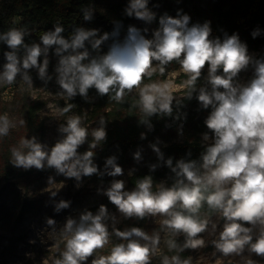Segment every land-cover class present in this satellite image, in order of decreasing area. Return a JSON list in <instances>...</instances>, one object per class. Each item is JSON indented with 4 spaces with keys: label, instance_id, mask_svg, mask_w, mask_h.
I'll list each match as a JSON object with an SVG mask.
<instances>
[{
    "label": "clouds",
    "instance_id": "obj_1",
    "mask_svg": "<svg viewBox=\"0 0 264 264\" xmlns=\"http://www.w3.org/2000/svg\"><path fill=\"white\" fill-rule=\"evenodd\" d=\"M148 5L149 0H129L124 13L151 25L157 21V13ZM94 12V8H84L83 20H93ZM190 21L182 9L177 10L175 17L165 12L159 16L151 38L146 35L149 28L129 25L123 40L120 21L113 22V31L102 34L99 29L74 26L68 38L62 35L64 26L57 23L54 30L39 35L40 42L31 44L25 42V37L35 29L9 28L0 32V43L9 49L3 53L6 62L0 70V85L11 86L19 77L30 89V70L35 69L46 86L53 80L48 71L49 53L53 50L58 58L55 82L60 89L55 95L68 101L79 95L90 102L89 90L95 89L98 96L123 104L126 96L137 93L132 107L139 109L138 124L148 132L154 129L153 117L186 120L187 114L180 109L184 100H192L194 94L200 109H210L204 120L208 131L202 133L199 159L181 158L174 163L172 157L165 159L158 138L149 144L158 159V163L149 165V171L160 166L170 169V186L161 181L153 190V177L145 175L130 191L122 179H112L106 189H97V194L106 196L123 219L159 217L160 231L149 234L141 227L120 230L116 227L117 216L104 204L95 213L84 209L78 218L68 216L58 230L64 250L53 264H88L90 258V264H152L161 231L169 236V251L177 253L162 256L161 264H192V257L182 259L179 253L209 244L214 248L213 255L240 257L241 264H258L251 258L253 254L264 258V57L250 54L238 33L225 32L222 39L213 38L211 21ZM251 35L254 39L260 36L261 29H254ZM109 40L112 43L108 51L102 52V45ZM174 61L187 76L182 85L184 97L173 94L171 81L144 83L157 71L164 75ZM250 68L251 79L242 83L240 74ZM201 78L204 83L197 87ZM74 107L75 104L67 103L58 109L59 116ZM84 118L67 115L57 129L60 138L51 147L36 136L22 137L10 148V164L25 171L53 169L56 175L74 179L77 189L82 187L84 177L96 175L103 184L104 176H123L115 155L105 159L103 170L95 163L96 150L107 141L105 117H100L98 127L91 133L82 124ZM18 123L23 126L26 121L21 119ZM16 126L7 114L0 115V137L8 136ZM178 133L183 135L182 123ZM146 138V133L141 132L140 139ZM86 143L87 150L79 152ZM142 151L141 148L133 153L137 163L143 160ZM186 155L190 157L191 152ZM134 171L130 169L128 175ZM47 183L54 184V178L49 176ZM48 193L56 213L70 207V200L53 199L58 191ZM46 224L57 232L54 219L47 218ZM205 234L213 238L206 240ZM113 236L121 242L113 244L107 255H97L109 246ZM246 252L248 255H244Z\"/></svg>",
    "mask_w": 264,
    "mask_h": 264
},
{
    "label": "trees",
    "instance_id": "obj_2",
    "mask_svg": "<svg viewBox=\"0 0 264 264\" xmlns=\"http://www.w3.org/2000/svg\"><path fill=\"white\" fill-rule=\"evenodd\" d=\"M129 0H113L106 5L104 11L97 7V0H0V32L7 31L12 28V25L5 24L2 21L3 12L8 9L9 15H21V20L18 27L14 28H28L35 29L30 36L25 37V42L31 44L32 42H40L39 35L44 31L54 30V25L60 23L64 26L65 31L62 35L68 38L74 26H81L86 29H99L100 33L111 32L114 28V21L122 22L121 35L127 31L129 25L132 24L134 17L130 18L125 15L124 9L128 5ZM155 5H158L156 7ZM162 8L159 9V6ZM149 8L157 13V21L160 15L165 12L168 15L175 17L177 10L182 9L183 13L191 17L190 24L204 23L211 21L212 37L223 38L224 33L231 35L238 33L242 42L247 44L248 50L257 49L259 46L264 45V0H149ZM84 8H94V18L91 21H84L82 10ZM261 29V35L255 39L251 33L254 29ZM112 43L111 40L102 45V52L108 51V46ZM90 47V46H89ZM5 47L3 51H8ZM42 60V58H41ZM49 74L54 76V68L57 64L58 58L53 55V50L49 53ZM179 65L175 61L169 64L166 72L173 66ZM159 74L157 71L151 78ZM204 75H207L204 72ZM187 79L183 74L182 83ZM150 80L145 78L144 81ZM204 83L203 78L197 83V87L202 86ZM20 105L24 120L26 121L25 130L26 138L36 136L40 142L44 141L46 127L44 121L39 116V110L42 107L41 100H31L26 95L21 93ZM186 96V91L183 89L181 94L177 97ZM89 101H85L81 96L77 95L71 101L66 98L60 101L61 106L64 107L67 103L76 105L72 110L78 113L83 112V107H89V117L87 123L83 126L89 130L98 127L100 117H105L107 120L106 131L107 141L103 144L102 149L96 150L95 163L103 170L105 159L109 156L115 155L118 157V164L130 163L132 158L129 151L144 142L155 143L157 138L160 140V131L166 129L168 131L178 132V127L183 124V135L178 140L167 142L160 146L161 151L164 153L165 159L168 157L173 158V162L181 158L199 159L202 148V133L208 131L204 120L209 114L210 109H200L199 103L195 98L188 101L184 100V107L180 109L182 113H186V120L173 121L170 117H153L152 123L154 129L148 132L145 126L138 124V118L141 113L138 108H133L132 104L138 99V94H130L125 97V103L118 104L111 100L109 97H100L97 95L95 89L89 90ZM90 123V124H88ZM87 124V125H86ZM171 125V127H166ZM145 132L147 138L140 139V133ZM91 137H89V140ZM88 148L87 143L81 146L78 151L83 153ZM191 152V156L187 157V153ZM0 155L3 161L0 162V192L7 187V182L13 177H18L20 181L40 180L42 176L46 175L51 169L44 171H37L31 169L25 171L18 169L10 164L11 153L10 149L0 147ZM158 163L156 154L143 166V168L128 178V185L135 186L138 179L145 175H151L155 184L161 181L166 182L169 186L172 183L171 177L173 174L170 169L165 166L158 167L154 172L149 171V165ZM94 182H101V178L93 175L87 177ZM110 177L104 176L103 182H107ZM3 183V184H2ZM104 204L109 208L108 198L106 201L101 202L99 205L92 207V212L95 213L99 206ZM20 208L14 211L4 202H0V218L5 219V222L11 223L16 226L25 214L35 207L34 201L22 200L19 198ZM206 209H203L204 211ZM180 242L183 237L178 238ZM175 251H169L167 244L163 249V256L171 257L176 255ZM182 257L187 254L185 252L179 253Z\"/></svg>",
    "mask_w": 264,
    "mask_h": 264
},
{
    "label": "rangeland",
    "instance_id": "obj_3",
    "mask_svg": "<svg viewBox=\"0 0 264 264\" xmlns=\"http://www.w3.org/2000/svg\"><path fill=\"white\" fill-rule=\"evenodd\" d=\"M113 0H97V7L101 11H104L106 5ZM162 6H159V9ZM21 20V15H9L8 9L3 12V23L12 25V28L18 27ZM137 28L143 29L149 28V32L146 34L147 38H151L152 30L158 27V22H153L151 25H146L143 21L135 19L132 24ZM127 31L121 35L123 40ZM7 47L5 44L0 43V70L2 65L6 62L3 56V49ZM250 54L255 55L257 58L264 57V45L259 46L257 49L248 50ZM207 74V69L204 71ZM183 71L180 65L171 67L165 74L161 76L157 74L150 80L144 81L145 84L151 82H163L171 81L174 85L173 94L179 96L183 90ZM252 69L240 74V80L242 83L247 82L252 77ZM30 75L33 79V87L28 88L23 81L17 79V82L11 86L0 85V115L7 114L17 126L10 130V133L6 137H0V147L10 149L12 146L18 144L22 137L26 136L25 125L21 126L18 122L23 119V111L20 105L21 93L26 95L31 100H41L42 107L39 110V116L44 121L46 127L45 138L41 143H47L49 147L53 146L55 142L60 138V134L57 129L61 123H64L67 115H80L86 117L83 119L82 124L87 123L89 117V107H83V112L78 113L72 110L65 116H59L58 109L62 108L60 101L65 98H61L55 95L60 89L55 82V75L53 80L46 86L43 81L38 78L35 69L30 70ZM137 94V93H135ZM90 124V123H88ZM87 125V124H86ZM181 136L178 132L168 131L163 129L160 131V145L167 142L178 140ZM153 142H144L138 146L132 148L129 151V155L132 158L130 163L119 164L123 170L124 175L120 177H110L107 182H94L87 177L83 178L82 187L76 188V181L74 179L65 178L63 175H56L53 169L49 170L46 175L42 176L40 180H22L18 177H13L8 180L7 187L11 189H5L0 192V202H4L14 211L20 208L19 198L22 200L34 201L35 207L29 210L22 221L16 226H12L11 223L5 222V219L0 218V264H53V260L58 258L59 253L64 250V243L58 235V230L63 227L68 216L78 218L79 214L88 209L92 211V207L99 205L101 202L106 201L107 197L102 194H97V189L100 187L107 188L110 185L112 179H122L125 181L126 190H132L135 186L128 185L129 170L135 169L134 173L141 170L143 166L155 155L149 144ZM143 149V160L137 163L133 159V153L138 149ZM3 158L0 155V162ZM52 176L55 180L54 184L49 185L47 183L48 177ZM3 184V183H2ZM48 191H58L55 198L56 201L61 199L70 200L71 205L68 209L61 210L56 213L54 211V205L50 199V193ZM110 212L115 214L119 220L116 227L120 230L130 227H141L145 231L152 233L153 230L160 231V218L146 220L136 219H123L115 206L109 202ZM52 218L56 221L57 232H53L46 224V219ZM215 219V218H214ZM222 223V222H221ZM111 230V224H110ZM161 242L158 248V252L152 258V264H161V258L163 256V249L166 244V240L169 238L163 231L160 232ZM213 237L205 234L206 240H211ZM115 236L112 237L108 247L101 250L97 255H107L113 244L120 243ZM214 248L211 244L208 247L199 250H187V254L181 258L187 259L192 257V264H241L240 257L235 258H223L219 253L213 255ZM177 255V254H176ZM244 255H248L246 252ZM253 260H256L258 264H264V258L257 257L254 254L251 256ZM91 260V258H90ZM90 260L88 264H90Z\"/></svg>",
    "mask_w": 264,
    "mask_h": 264
}]
</instances>
